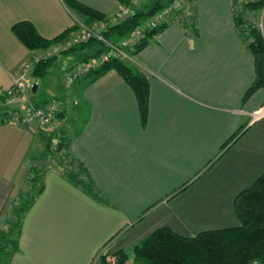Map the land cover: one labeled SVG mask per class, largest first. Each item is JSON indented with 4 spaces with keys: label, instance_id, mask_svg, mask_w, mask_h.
<instances>
[{
    "label": "crops",
    "instance_id": "obj_1",
    "mask_svg": "<svg viewBox=\"0 0 264 264\" xmlns=\"http://www.w3.org/2000/svg\"><path fill=\"white\" fill-rule=\"evenodd\" d=\"M67 1L0 0L1 91L33 54L12 31L15 24L30 22L47 40L92 24ZM71 1L104 16L123 6L119 0ZM195 12V28L187 31L173 19L128 60L149 84L145 124L133 89L116 70L65 86L70 70L96 54L91 45L63 53L37 78L51 81L54 94L44 98L38 84L33 104L60 105L52 128L0 124V230L28 178L40 171L42 182L12 264H102L104 252L107 258L125 253L130 262L133 248L162 228L195 237L241 225L235 200L264 175V117L252 118L264 106V88L244 100L256 80L255 61L230 0H197ZM261 20L264 36V14ZM50 137L70 140L71 154L101 199L45 157Z\"/></svg>",
    "mask_w": 264,
    "mask_h": 264
},
{
    "label": "trees",
    "instance_id": "obj_2",
    "mask_svg": "<svg viewBox=\"0 0 264 264\" xmlns=\"http://www.w3.org/2000/svg\"><path fill=\"white\" fill-rule=\"evenodd\" d=\"M119 1L123 5L128 4L127 0ZM67 5L86 24L102 20L105 17L75 1H67ZM165 6L166 0H155L148 9L136 11L124 22L111 28L107 33V38L120 40L127 37L139 27L146 17ZM242 7L245 11H260L264 7V0L244 3ZM234 18L238 33L246 41L255 61L256 80L245 94L244 100H247L256 91L264 88V36L253 25L247 23L241 15H234ZM164 27L147 33L146 39L133 49L132 54H137L148 40ZM75 29L76 26L52 40H47L30 22H20L12 27L17 38L32 52L49 49L65 39ZM85 45L95 46L97 51L94 58L104 50V47L97 42ZM56 59L52 58L38 64L34 71L35 78L46 76ZM110 70H116L133 89L138 101L142 123L145 124L148 116L150 91L147 79L132 70L125 61L118 59L112 60L87 76L97 78ZM9 121V113L0 112V124L9 123ZM52 143L54 140L53 137H50L46 144L45 157H48ZM70 143L66 137L58 138L56 142L58 151L70 152ZM62 157V160L67 163L62 166H65L63 174L66 178L93 198L101 199L91 176L81 162L71 152L62 155ZM35 174L39 176L40 171ZM40 177L31 181L34 184L33 187L31 186L29 190L19 195L18 203L14 205L10 218L4 224L5 228H9L8 231L0 230V264H12L13 256L19 250V238L24 216L42 192ZM37 182H41V184L36 186ZM235 212L241 223L237 228L204 232L195 237H183L168 228L157 230L147 240L133 248L134 261H139V264H264V175L253 186L238 195L235 200ZM101 262L102 264H127L128 255L119 253L118 259L114 263L107 262V257H103Z\"/></svg>",
    "mask_w": 264,
    "mask_h": 264
},
{
    "label": "built area",
    "instance_id": "obj_3",
    "mask_svg": "<svg viewBox=\"0 0 264 264\" xmlns=\"http://www.w3.org/2000/svg\"><path fill=\"white\" fill-rule=\"evenodd\" d=\"M197 0H176L169 7H164L155 11L146 17L139 27L130 35L120 40H111L107 38V33L111 28L121 24L132 16L141 5L140 0H130L129 5L116 11L112 15L102 20L93 22L91 25L79 24V31L72 34L65 43L64 47H50L47 50L33 52L29 61L22 65L18 77L14 79L9 97L5 100L0 99V108L7 110L10 122H21L24 124H33L42 130H48L53 127L57 115L60 112V105L56 101L48 102L42 106H35L31 103L24 105L36 83L34 71L38 64L43 61L58 57L63 51L81 47L90 42L100 43L104 50L95 58L86 63H79L74 66L65 77V86L74 85L75 81L86 77L90 73L100 69L112 60L118 59L128 61L131 59V52L140 42L146 39L147 33L166 26L171 20L178 21L187 31L194 26L195 4ZM259 0H230L234 15H241L243 19L255 25L262 30V16L264 7L260 10L261 15H253V11H245L242 5L244 3H254ZM258 19V20H257ZM196 24V22H195ZM1 93V92H0ZM264 117V106L259 111L252 114L253 121ZM57 148V149H56ZM58 150V147H54ZM62 169H65L64 167Z\"/></svg>",
    "mask_w": 264,
    "mask_h": 264
},
{
    "label": "rangeland",
    "instance_id": "obj_4",
    "mask_svg": "<svg viewBox=\"0 0 264 264\" xmlns=\"http://www.w3.org/2000/svg\"><path fill=\"white\" fill-rule=\"evenodd\" d=\"M128 1V4L127 5H129L130 4V0H127ZM166 1H168L167 2V4H166V6L165 7H169L174 1H176V0H166ZM140 2H142L141 3V5L142 6H140L139 8H138V10L137 11H139V10H142V9H148V7L150 6V5H152V4H154V2H155V0H140ZM124 6V5H123ZM123 6L121 7V8H123ZM120 8V9H121ZM119 9V10H120ZM118 11V10H117ZM254 13H253V15H254V17H255V15L257 16L256 18H258L259 16H260V14H259V12L258 11H253ZM115 13V12H114ZM112 15V14H111ZM151 15V14H150ZM149 15V16H150ZM108 16H110V15H107V16H105L104 18H107ZM194 17H195V20L193 21V22H196V14L194 15ZM258 20V19H257ZM96 22V21H95ZM196 25V24H195ZM194 25V26H195ZM253 27H255V25L253 24ZM195 28V27H194ZM257 30H259L260 32L262 31L261 29H259V28H257V27H255ZM72 35V34H71ZM71 35H69V36H67L65 39H63L62 41H60V42H58V43H56L55 44V46L56 47H64L65 46V43L67 42V39L71 36ZM54 46V45H53ZM53 46H51V47H53ZM83 46H86V45H83ZM82 47V46H81ZM78 48V47H77ZM73 49H75V48H73ZM73 49H71V50H68V51H63V53H67V52H70V51H72ZM63 53H61L59 56H61ZM132 54V53H131ZM32 56V55H31ZM58 56V57H59ZM58 57H55V58H58ZM31 58V57H30ZM30 58L27 60V61H29L30 60ZM94 58V57H93ZM88 60H90V59H88ZM88 60H86V61H83V62H81V63H86ZM26 61V62H27ZM26 62H24L23 64H25ZM126 63H128V64H131L129 61H125ZM22 64V65H23ZM22 67V66H21ZM21 69V68H20ZM19 75V74H18ZM18 77V76H17ZM83 78V77H82ZM35 80H36V83H34V85H38V84H40L41 85V87H42V84L44 85V87L43 88H41V90H42V96L44 97V98H47V99H50L51 97V94H54V92H53V89H54V86L52 85V82L50 81V82H47V80H37V78H35ZM78 81V80H77ZM75 83H76V81H75ZM74 83V84H75ZM13 84H14V82H13ZM13 84H12V86H13ZM12 86L8 89V90H5V91H1L0 90V99L1 100H5L6 98H8L10 95H9V93L11 92V89H12ZM73 86V85H72ZM34 87V86H33ZM56 87H58V85L56 86ZM71 87V86H70ZM32 93H34L33 92V88H32V91H31V93L29 94V96H28V98H27V101L26 100H24L23 101V103H24V105H28V103H31V104H33V102L30 100V95H32ZM36 101H38V99H36L35 100V102ZM48 103V102H47ZM34 105V104H33ZM263 108V107H262ZM261 108V109H262ZM0 112H7V110H4V109H2V108H0ZM8 113V112H7ZM10 122V121H9ZM13 123H15V122H13ZM53 140H54V143H52V145H51V147H50V152H49V157H52V158H49V159H51V163H53L54 161L55 162H59L58 164L59 165H61V166H63L64 164L66 165L67 163L66 162H64V160H62L63 159V157H62V155H64V154H68V153H70V152H65V151H58V150H54L53 148L56 146L57 147V144H56V142H57V140H58V138H53ZM57 149V148H56ZM62 157V158H61ZM65 167V166H64ZM67 167V166H66ZM67 170V169H66ZM34 171V170H33ZM37 177H39V176H37L36 174H34V176H32V179H31V176L28 178V180H27V182H28V184H27V187H26V190H24L23 191V193L24 192H26L27 190H29L30 189V187L32 186L33 187V182H31V181H33V179L34 178H37ZM37 181V180H36ZM35 181V182H36ZM39 181V180H38ZM41 184V182H37L36 183V186H39ZM18 203V199L16 198V200H15V203H13L14 205H16ZM13 204H10V205H8V207H7V210H6V217L8 216V214H10L11 213V206L12 207H14L13 206ZM6 219V218H5ZM2 228V230L4 231V232H6V231H8V229H7V227L5 228V226H1ZM106 252H104L102 255H101V257H100V260L103 258V257H106ZM117 259H118V256H113V257H109V258H107V262H109V263H114V262H116L117 261ZM127 264H139V261H130V262H127Z\"/></svg>",
    "mask_w": 264,
    "mask_h": 264
},
{
    "label": "water",
    "instance_id": "obj_5",
    "mask_svg": "<svg viewBox=\"0 0 264 264\" xmlns=\"http://www.w3.org/2000/svg\"><path fill=\"white\" fill-rule=\"evenodd\" d=\"M36 90H37V85H34V87H33V92L35 93Z\"/></svg>",
    "mask_w": 264,
    "mask_h": 264
}]
</instances>
